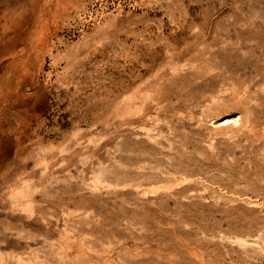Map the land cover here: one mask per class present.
Instances as JSON below:
<instances>
[{
  "label": "rangeland",
  "instance_id": "1",
  "mask_svg": "<svg viewBox=\"0 0 264 264\" xmlns=\"http://www.w3.org/2000/svg\"><path fill=\"white\" fill-rule=\"evenodd\" d=\"M0 264H264V0H0Z\"/></svg>",
  "mask_w": 264,
  "mask_h": 264
}]
</instances>
